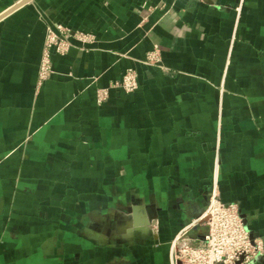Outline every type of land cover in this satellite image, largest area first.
I'll return each mask as SVG.
<instances>
[{
    "label": "crops",
    "instance_id": "0c3cea01",
    "mask_svg": "<svg viewBox=\"0 0 264 264\" xmlns=\"http://www.w3.org/2000/svg\"><path fill=\"white\" fill-rule=\"evenodd\" d=\"M22 1L0 0V264H171L215 180L264 242V0ZM50 25L97 41L39 87Z\"/></svg>",
    "mask_w": 264,
    "mask_h": 264
},
{
    "label": "built area",
    "instance_id": "2783aa9c",
    "mask_svg": "<svg viewBox=\"0 0 264 264\" xmlns=\"http://www.w3.org/2000/svg\"><path fill=\"white\" fill-rule=\"evenodd\" d=\"M75 41L82 45V49H86L97 41V36L64 25L47 27L39 67V87L55 72L53 52L67 54ZM162 60L161 48L155 45L142 61L144 65L164 69ZM138 88L139 72L135 67H129L121 78L97 90V102L100 105L107 103L112 89L131 93ZM200 219L207 223V234L195 243L186 230H182L171 243V264H250L258 256L264 255L263 240L252 237L238 203L223 201L217 180L208 208ZM157 224L154 221L150 227L155 228Z\"/></svg>",
    "mask_w": 264,
    "mask_h": 264
},
{
    "label": "water",
    "instance_id": "95a60500",
    "mask_svg": "<svg viewBox=\"0 0 264 264\" xmlns=\"http://www.w3.org/2000/svg\"><path fill=\"white\" fill-rule=\"evenodd\" d=\"M28 0H24L22 2H20V4H17L16 6H14V8H12V10L16 9L18 6H20L21 4L25 3ZM11 11V10H10ZM264 255L258 256L257 258H255L250 264H253L254 261H256L258 258L263 257Z\"/></svg>",
    "mask_w": 264,
    "mask_h": 264
}]
</instances>
